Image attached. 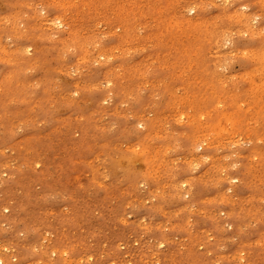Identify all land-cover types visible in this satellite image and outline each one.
<instances>
[{"label":"rangeland","instance_id":"obj_1","mask_svg":"<svg viewBox=\"0 0 264 264\" xmlns=\"http://www.w3.org/2000/svg\"><path fill=\"white\" fill-rule=\"evenodd\" d=\"M0 264H264V0H0Z\"/></svg>","mask_w":264,"mask_h":264},{"label":"bare ground","instance_id":"obj_2","mask_svg":"<svg viewBox=\"0 0 264 264\" xmlns=\"http://www.w3.org/2000/svg\"><path fill=\"white\" fill-rule=\"evenodd\" d=\"M17 45V44H16ZM19 48V47H18ZM20 49V48H19ZM23 52V51H22ZM8 68V67H7ZM38 96V95H37ZM106 98V97H105Z\"/></svg>","mask_w":264,"mask_h":264}]
</instances>
